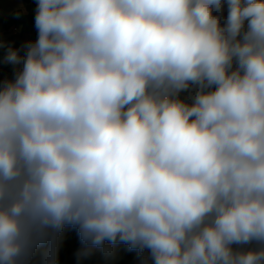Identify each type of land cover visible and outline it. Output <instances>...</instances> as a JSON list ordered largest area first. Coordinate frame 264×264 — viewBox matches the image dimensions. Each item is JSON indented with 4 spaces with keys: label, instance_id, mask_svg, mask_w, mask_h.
Here are the masks:
<instances>
[{
    "label": "clouds",
    "instance_id": "obj_1",
    "mask_svg": "<svg viewBox=\"0 0 264 264\" xmlns=\"http://www.w3.org/2000/svg\"><path fill=\"white\" fill-rule=\"evenodd\" d=\"M35 2L0 80V264H59L69 227L81 258L264 264V0Z\"/></svg>",
    "mask_w": 264,
    "mask_h": 264
},
{
    "label": "trees",
    "instance_id": "obj_2",
    "mask_svg": "<svg viewBox=\"0 0 264 264\" xmlns=\"http://www.w3.org/2000/svg\"><path fill=\"white\" fill-rule=\"evenodd\" d=\"M24 3L30 4L32 0H22ZM35 12L22 14L20 11L14 12L8 16L0 15V26L8 33L12 29H18L15 34H10L6 39H0V80L5 77H12L14 71L19 65H13L6 61L5 57L9 47L21 48V45L27 41L35 40L37 32L34 26ZM21 54H23L21 52ZM75 238L76 241L81 242L78 232L74 228H66L64 231V239L59 248L58 261L59 264H140L142 257L137 254L135 250H129L127 245L119 244L120 252L118 255L111 253L104 255L97 250L96 253L85 260L80 261L78 251L72 254V250L68 242Z\"/></svg>",
    "mask_w": 264,
    "mask_h": 264
},
{
    "label": "rangeland",
    "instance_id": "obj_3",
    "mask_svg": "<svg viewBox=\"0 0 264 264\" xmlns=\"http://www.w3.org/2000/svg\"><path fill=\"white\" fill-rule=\"evenodd\" d=\"M35 7V0H32L30 4L24 3L22 0H0V15L8 16L17 11H20V13L26 15L32 11L34 12ZM71 247L75 250V243H73ZM78 247L80 251L82 248V244L79 243Z\"/></svg>",
    "mask_w": 264,
    "mask_h": 264
},
{
    "label": "crops",
    "instance_id": "obj_4",
    "mask_svg": "<svg viewBox=\"0 0 264 264\" xmlns=\"http://www.w3.org/2000/svg\"><path fill=\"white\" fill-rule=\"evenodd\" d=\"M18 32V29H12L11 31H9L8 33H6L3 29H2V27L0 26V39L1 40H4V39H6L10 34H15V33H17ZM64 239V233H63V237H62V240ZM65 243H68L69 244V246H70V248H71V250H72V254H74L75 253V251L77 250L78 252H80L79 251V243H81V242H78V241H76V239L75 238H73V239H70L68 242H65ZM73 243H75V250L71 247V245L73 244ZM87 258V257H86ZM86 258H81L80 257V261H82V260H85Z\"/></svg>",
    "mask_w": 264,
    "mask_h": 264
},
{
    "label": "built area",
    "instance_id": "obj_5",
    "mask_svg": "<svg viewBox=\"0 0 264 264\" xmlns=\"http://www.w3.org/2000/svg\"><path fill=\"white\" fill-rule=\"evenodd\" d=\"M119 252H120V248H119V245H117L112 253L118 255Z\"/></svg>",
    "mask_w": 264,
    "mask_h": 264
}]
</instances>
